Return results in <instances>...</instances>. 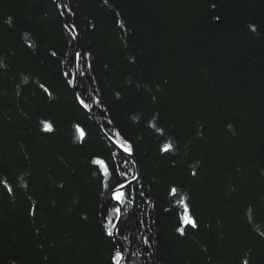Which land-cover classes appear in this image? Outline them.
<instances>
[{"label":"trees","instance_id":"16d2710c","mask_svg":"<svg viewBox=\"0 0 264 264\" xmlns=\"http://www.w3.org/2000/svg\"><path fill=\"white\" fill-rule=\"evenodd\" d=\"M69 7L75 16L63 18L92 53L112 131L132 143L139 183L153 201L137 197L131 227L147 219L155 264H264V0H70ZM65 52L72 49L52 0H0V181L13 190L0 183V264H109L103 188L90 158L110 154L63 86ZM95 112L96 122L107 119ZM41 120L54 131H42ZM151 122L164 130L160 143ZM168 138L175 148L161 153ZM172 186L198 224L185 235L175 231L177 214L165 211ZM143 247L133 244L134 264H152Z\"/></svg>","mask_w":264,"mask_h":264},{"label":"snow or ice","instance_id":"6c2138e0","mask_svg":"<svg viewBox=\"0 0 264 264\" xmlns=\"http://www.w3.org/2000/svg\"><path fill=\"white\" fill-rule=\"evenodd\" d=\"M59 15L65 17L75 16V13L69 7L70 0H52ZM107 4L108 0H104ZM216 7L215 4L212 5ZM219 21L220 17H214ZM9 23L11 21L9 20ZM121 28L124 27L122 21H118ZM64 30L67 36L68 47L72 49L69 55L65 52L59 57L58 63L61 65L60 77L63 81V86L72 92L74 101L77 106L85 113L90 115L93 120H96L95 109L100 110V117H107L106 120L97 121V126L100 133L107 141L109 158L106 160L100 156L91 157V164L95 166L97 178L100 180L103 188V203L100 206V229L104 238L111 245L109 252V264H134L133 257L139 256L140 252L132 251L133 244L139 240L142 242L143 250L147 254L152 264H155L154 245L149 235H146L144 230L149 229L147 219H138L135 226V232L131 227V221L135 217L137 197L146 206H154L153 201L143 190V185L139 183L137 162L134 158L132 143L125 139L120 129L112 131L113 121L110 117L109 110L102 104V99L99 94L96 78L91 75L92 72V53L84 51L79 45V33L74 23H69L68 19L64 20ZM252 31H255V26H252ZM29 47L31 45L29 44ZM52 57H57L56 52H51ZM27 79V78H25ZM38 88L43 94L51 97L52 92L49 88L39 83ZM134 121H138L139 117H132ZM42 131H54L53 124L47 120H41ZM75 138L84 142L86 139L85 130L79 125L74 126ZM149 128L159 134L157 143H160V138L164 135V130L157 127L155 122L149 124ZM175 145L171 138L161 144V153H170L174 150ZM195 175V171L192 173ZM9 194L13 190L8 185L7 181H0ZM169 203L172 205L170 209L165 211L175 212L177 214L178 227L175 231L180 235H185L187 228L197 229L198 224L194 216H192L188 198L177 187L172 186L166 193ZM142 215H147L141 210ZM264 235V234H262ZM247 264V261L244 262Z\"/></svg>","mask_w":264,"mask_h":264},{"label":"water","instance_id":"95a60500","mask_svg":"<svg viewBox=\"0 0 264 264\" xmlns=\"http://www.w3.org/2000/svg\"><path fill=\"white\" fill-rule=\"evenodd\" d=\"M62 20H63V22H64V18L62 17ZM89 116V118L91 119V121L93 122V124H94V126H95V128L99 131V128H98V126H97V122L95 121V120H93V118L90 116V115H88ZM100 132V131H99ZM101 134V133H100ZM102 135V134H101ZM103 136V135H102ZM104 137V136H103Z\"/></svg>","mask_w":264,"mask_h":264}]
</instances>
